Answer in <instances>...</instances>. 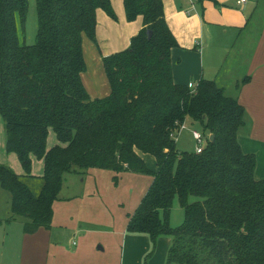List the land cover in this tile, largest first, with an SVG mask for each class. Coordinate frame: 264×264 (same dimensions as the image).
<instances>
[{
  "label": "trees",
  "instance_id": "1",
  "mask_svg": "<svg viewBox=\"0 0 264 264\" xmlns=\"http://www.w3.org/2000/svg\"><path fill=\"white\" fill-rule=\"evenodd\" d=\"M36 8V43L26 45L20 32L29 0H0V116L7 152L25 172L0 164V188L12 195L9 221L27 218L26 234L50 229L64 177L77 170L150 175L127 225L128 233L150 237L148 258L158 238L169 236L168 264H264V179H256L257 157L239 142L245 108L215 81L202 79L196 91L174 82L179 43L164 0H124L127 21L141 17L143 28L128 49L103 58L111 94L96 99L83 81L84 41L97 44L99 9L117 20L112 1L36 0ZM188 120L216 136L200 154L177 147L176 131ZM51 131L58 144L49 149ZM137 151L155 157L158 171ZM33 157L44 162L38 196L22 179L33 177ZM177 197L185 221L172 229Z\"/></svg>",
  "mask_w": 264,
  "mask_h": 264
},
{
  "label": "crops",
  "instance_id": "2",
  "mask_svg": "<svg viewBox=\"0 0 264 264\" xmlns=\"http://www.w3.org/2000/svg\"><path fill=\"white\" fill-rule=\"evenodd\" d=\"M111 1L117 20L110 18L99 9L97 44L89 39L84 41L87 72L83 75V81L93 99L104 98L111 94L109 80L104 76L103 58L130 47L132 38L143 28L141 17L138 18L140 22L137 25L127 21L124 0ZM194 3L195 9L192 8L190 0H164L167 23L179 43L171 54L174 82L178 85L190 86L194 83L198 84L202 79L215 81L229 96L238 99L246 111V125L240 132L239 142L245 153L257 157L256 179L262 180L264 179V0H249L244 6L238 5L237 0H205L202 3L196 0ZM188 10L191 11L190 14ZM233 77L236 79L234 80ZM55 136V133L54 135L50 133L49 149L58 144ZM137 153L148 165L147 158L150 155L140 151ZM8 156L6 158L8 166L18 175L24 176L25 172L17 155ZM152 169L150 170L157 172L158 164ZM43 175L44 162L33 157L32 178H42ZM4 223H1L0 227H3ZM50 229L41 228L34 234H26L24 231L20 247L22 251L19 254L17 250V264H50V250L53 244V239L47 233ZM124 242L123 264L129 256L126 248L128 242L131 245H140L137 255L140 259L150 250V241L145 236H129L127 233ZM171 245L172 238L170 247ZM129 253L132 256L131 249ZM154 260L155 258L151 260V264H154ZM2 264L12 263L4 258ZM162 264H165L164 259Z\"/></svg>",
  "mask_w": 264,
  "mask_h": 264
},
{
  "label": "rangeland",
  "instance_id": "3",
  "mask_svg": "<svg viewBox=\"0 0 264 264\" xmlns=\"http://www.w3.org/2000/svg\"><path fill=\"white\" fill-rule=\"evenodd\" d=\"M139 22L140 20L137 19L132 24L137 25ZM37 33L36 0H29L25 27L20 32L21 42L34 45ZM124 50L126 49L122 51ZM104 76L106 77L105 74ZM2 120L0 116V164L8 166L6 158L14 153L7 152ZM186 125L188 129L180 134L177 147L181 152H195L196 142L192 137V130L201 132L202 130L199 124L191 120H188ZM51 133L54 135V132ZM147 163L148 168H155L156 158L148 156ZM116 176L118 175L115 172L102 169L77 170L65 175L59 200L54 206L53 223L51 229L47 230L48 235L53 239L50 264H123L122 253L125 248L124 239L128 233L129 218L139 208L153 182V177L122 172L116 182L114 179ZM22 179L32 189L34 195L40 194L43 186L42 178L23 177ZM198 200L192 197L190 203ZM11 203V193L0 188V221L5 222L4 226L0 227V264L4 258L12 264H17V250L19 254L22 251L20 247L24 236V225L28 222L25 217L8 221L12 216ZM184 221L185 211L177 197L170 211V227L178 229ZM128 235L137 234L128 233ZM140 236H145L150 241V250L140 259L137 256L140 245H131L128 242L126 248L129 256L125 264H151L154 258V264H162L163 259L165 264H168L167 254L171 237L158 238L155 253L148 258L149 253L153 251V243L149 236Z\"/></svg>",
  "mask_w": 264,
  "mask_h": 264
},
{
  "label": "built area",
  "instance_id": "4",
  "mask_svg": "<svg viewBox=\"0 0 264 264\" xmlns=\"http://www.w3.org/2000/svg\"><path fill=\"white\" fill-rule=\"evenodd\" d=\"M190 1H191V3H192V8L195 9L196 4L194 3V1H196V0H190ZM248 2H249V0H237V4L240 5V6H244V5H246ZM190 12H191V11L188 10V14H190ZM197 86H198V84L194 83V84L190 85L189 87L192 88V91H196ZM186 124H187V122L184 123V124L179 125V128H178V130L176 131V136H174L176 142L178 141V139H179V137H180V134H181L183 131H185V130L188 129V127H187ZM192 137H193V139H194L195 142H196V151H195V152H196L197 154L202 153V152L204 151V149H205V147H206L208 141H209V137H210V135H208V134L206 135V134H204L203 132L198 131V130H192Z\"/></svg>",
  "mask_w": 264,
  "mask_h": 264
},
{
  "label": "water",
  "instance_id": "5",
  "mask_svg": "<svg viewBox=\"0 0 264 264\" xmlns=\"http://www.w3.org/2000/svg\"><path fill=\"white\" fill-rule=\"evenodd\" d=\"M151 35H152V33L150 32V37H151ZM215 138H216V136L213 134V135H211L210 136V140H211V142H214L215 141Z\"/></svg>",
  "mask_w": 264,
  "mask_h": 264
}]
</instances>
